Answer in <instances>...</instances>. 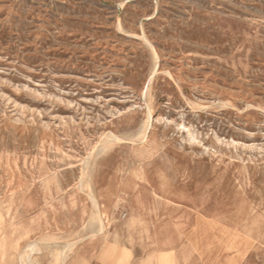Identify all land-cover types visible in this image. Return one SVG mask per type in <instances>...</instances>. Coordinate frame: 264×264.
Instances as JSON below:
<instances>
[{
  "label": "rangeland",
  "instance_id": "obj_1",
  "mask_svg": "<svg viewBox=\"0 0 264 264\" xmlns=\"http://www.w3.org/2000/svg\"><path fill=\"white\" fill-rule=\"evenodd\" d=\"M4 215L11 264H264V0H0Z\"/></svg>",
  "mask_w": 264,
  "mask_h": 264
},
{
  "label": "crops",
  "instance_id": "obj_2",
  "mask_svg": "<svg viewBox=\"0 0 264 264\" xmlns=\"http://www.w3.org/2000/svg\"><path fill=\"white\" fill-rule=\"evenodd\" d=\"M4 221L3 228L0 226V264H11V230L9 225L6 224L5 215ZM92 232L96 233L97 231ZM158 257L170 258L171 251H160ZM67 264H150V262L149 258L137 259L132 250L122 245L107 242L98 244L94 250H85L82 255L73 254Z\"/></svg>",
  "mask_w": 264,
  "mask_h": 264
},
{
  "label": "bare ground",
  "instance_id": "obj_3",
  "mask_svg": "<svg viewBox=\"0 0 264 264\" xmlns=\"http://www.w3.org/2000/svg\"><path fill=\"white\" fill-rule=\"evenodd\" d=\"M182 129H184V128H182ZM189 129V128H188ZM185 130V129H184ZM187 132V131H186ZM138 134V133H137ZM143 135H144V137H145V135H146V130L143 132ZM195 135V134H194ZM196 136V135H195ZM191 138H192V136H191ZM190 138V139H191ZM189 141V140H188ZM190 142V141H189ZM194 144V143H193ZM196 144V143H195ZM194 144V145H195ZM199 145V144H198ZM108 146V145H107ZM56 177V176H55ZM91 198H94V196L93 195H91ZM95 212H96V214H97V216L99 217V210L97 209V208H95ZM100 218V217H99ZM104 228H105V225H104V220L103 219H100V221H97V222H95V223H93L92 225H91V231H97V232H102L103 230H104ZM69 251H70V249H69ZM64 260V259H63ZM64 264V263H63Z\"/></svg>",
  "mask_w": 264,
  "mask_h": 264
}]
</instances>
